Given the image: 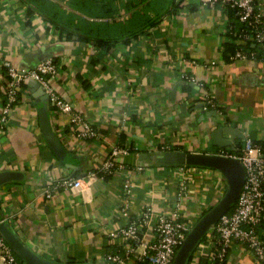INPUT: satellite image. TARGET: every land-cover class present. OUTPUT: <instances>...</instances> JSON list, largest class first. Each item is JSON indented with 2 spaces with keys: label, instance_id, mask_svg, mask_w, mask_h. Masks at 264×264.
<instances>
[{
  "label": "crops",
  "instance_id": "0c3cea01",
  "mask_svg": "<svg viewBox=\"0 0 264 264\" xmlns=\"http://www.w3.org/2000/svg\"><path fill=\"white\" fill-rule=\"evenodd\" d=\"M141 1L84 0L86 9L102 18L93 13L82 17L90 27L100 23L103 37L115 40L103 48L91 38H66L41 16L30 15L22 0H0V172L18 174L0 186V218L44 258L107 264L104 255L121 249L112 233L146 207L152 214L143 240H153L159 215L174 206L182 175L181 165L165 162L166 152L240 155L246 137L264 145V64L228 60L230 21L223 5ZM257 2L264 15V0ZM56 4L78 13L65 0ZM163 9L167 12L158 19ZM145 18L158 23L135 34L133 28ZM46 59L58 65L57 76L50 79L54 90L95 127L97 137L76 136L69 116L59 113L31 79L22 83L17 105L2 124L4 61L33 68ZM205 94L214 107L206 104ZM41 108L48 113L62 156L46 141ZM219 127H229L223 141H233L232 146L215 143L213 133ZM116 145L131 149L116 159L124 171L79 188L59 184L101 168ZM129 173L136 188L125 210L122 187ZM186 176L188 218L209 209L227 189L225 178L214 169L188 167ZM49 186L51 196L45 193ZM258 230L264 242V217ZM205 238L188 264H215ZM226 264L264 262L235 242Z\"/></svg>",
  "mask_w": 264,
  "mask_h": 264
},
{
  "label": "built area",
  "instance_id": "2783aa9c",
  "mask_svg": "<svg viewBox=\"0 0 264 264\" xmlns=\"http://www.w3.org/2000/svg\"><path fill=\"white\" fill-rule=\"evenodd\" d=\"M202 3L207 6L219 3L233 8L239 20L247 24L249 29V32L242 33V37L258 43L262 49L258 58L255 52L237 50L231 56V60L254 59L264 64V15L257 0H202ZM3 66L7 71V87L2 124L8 122V115L17 105L22 83L31 79L41 85L59 113L69 116L76 136L82 139L97 137L95 127L86 121L69 101L61 98L51 85L50 79L58 74V65L53 59L43 60L33 68H20L11 61H4ZM204 101L207 105L213 107L216 105L208 94L204 95ZM130 150V147L116 145L101 168L88 172L82 178L74 181L64 180L59 184L79 188L97 177L104 178L116 171H124L125 165L117 162L116 159L120 155L129 154ZM234 157L239 158L245 168V182L236 203L221 216L207 233L206 238L204 237L208 239L207 250L212 261L225 262L233 243L238 242L251 250L260 262H264V242L258 230L264 217V145L246 137L242 153ZM188 167L190 166L181 165L182 175L174 206L169 213L159 215L153 240H143V228L149 224L152 214L151 208L146 207L126 226L112 233V238L119 240L121 249L104 255L103 260L107 264H173L178 249L195 224L181 212L189 191L186 176ZM142 169L143 167L137 168L139 171ZM135 188L136 183L131 174H125L122 187L125 210L129 209ZM51 191V187H47L46 195L51 196ZM0 264H21L2 235H0Z\"/></svg>",
  "mask_w": 264,
  "mask_h": 264
},
{
  "label": "water",
  "instance_id": "95a60500",
  "mask_svg": "<svg viewBox=\"0 0 264 264\" xmlns=\"http://www.w3.org/2000/svg\"><path fill=\"white\" fill-rule=\"evenodd\" d=\"M36 83L41 87L38 82ZM42 91L45 93L43 88ZM45 95L48 99V95L46 93ZM39 116L42 131L48 145L57 155L62 156L64 151L54 135L52 126L49 122L48 113L45 109L41 108ZM228 130L229 127H219L214 131L213 137L215 143L219 147L226 145L232 146L233 141H223V133ZM164 160L169 164H184L187 166L205 167L217 170L223 175L227 183V189L223 196L198 219L177 251L173 264H188L189 259L202 239L218 222L221 216L228 212L236 203L245 182V168L239 158L219 153L168 151L164 154ZM17 176L18 174L12 171L0 172V186ZM0 234L25 264H93L85 262L67 263L44 258L24 243L20 237L11 230L8 224L1 220V218Z\"/></svg>",
  "mask_w": 264,
  "mask_h": 264
},
{
  "label": "trees",
  "instance_id": "16d2710c",
  "mask_svg": "<svg viewBox=\"0 0 264 264\" xmlns=\"http://www.w3.org/2000/svg\"><path fill=\"white\" fill-rule=\"evenodd\" d=\"M28 6V13L30 15H38L47 20L51 26H53L60 33H66V38H71L72 36H78L80 40H88L94 39L96 45L99 47H108L112 44L113 40H106L103 37L102 26L100 23L94 24V27H90V22L86 21L82 16H91L92 13L95 14V18H102L101 13H94L86 9V5L84 0H65V2L75 8L78 13L69 12L67 9H63L58 4H56V0H22ZM142 3L145 0L141 1ZM219 4V3H218ZM216 4V5H218ZM223 10L226 14V17L229 19L230 23L227 29V35L230 37V41L225 43V55L228 60H231V56L236 53L237 50H243L248 53L255 52L257 54V58L261 55L262 49L259 44L253 42L251 40H245L242 37L243 32H249L248 26L245 23H242L238 16L236 15V11L230 6L223 5ZM167 11L160 10L158 11V19L161 18ZM79 13L81 15H79ZM158 21H151L148 18L142 20L140 27H134L133 31L135 34L143 33L147 27L153 26ZM139 28V29H138ZM138 29V31H137ZM93 34V35H91ZM115 41V40H114ZM235 155H239V152L233 153ZM194 167V166H190ZM210 209V208H209ZM209 209L203 210L199 219L203 216ZM196 219V220H197ZM1 235V234H0ZM15 253V252H14ZM17 259L21 264H25L24 261L15 253ZM193 258V255L189 259V261ZM215 264H226L225 262H219L218 260L214 261Z\"/></svg>",
  "mask_w": 264,
  "mask_h": 264
},
{
  "label": "rangeland",
  "instance_id": "374dc122",
  "mask_svg": "<svg viewBox=\"0 0 264 264\" xmlns=\"http://www.w3.org/2000/svg\"><path fill=\"white\" fill-rule=\"evenodd\" d=\"M211 207H212V206H211ZM211 207H210V208H211ZM185 209H186L185 202H183V205H182V208H181V212H182V213H185ZM202 212H203V211H201L200 214H201ZM200 214H199V216H200ZM199 216H198V217H199ZM198 217H196V216H195V217H192V216L190 217V216H189L190 220H191L192 222H195V223L198 221V219L196 220V218H198Z\"/></svg>",
  "mask_w": 264,
  "mask_h": 264
}]
</instances>
